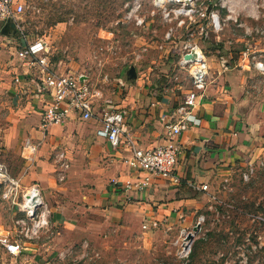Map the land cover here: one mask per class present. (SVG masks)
<instances>
[{"label": "crops", "instance_id": "1", "mask_svg": "<svg viewBox=\"0 0 264 264\" xmlns=\"http://www.w3.org/2000/svg\"><path fill=\"white\" fill-rule=\"evenodd\" d=\"M8 24L0 20V162L19 178L22 190L38 186L49 208L51 229L47 240L40 232L33 240L21 238L22 250L15 255L0 245V257L16 258L12 264L45 259L51 240L60 247L71 245L82 234L92 240L96 229L108 237L110 227L130 235L145 233L143 226L152 221L170 229L193 228L213 184L231 177L253 157L264 105L250 100L245 77L221 57L211 63L207 87L194 109V123L173 138L179 146L176 181L128 168V152L113 148L98 134L102 102L88 120L72 111L62 124L42 128L41 112L49 96L37 92L35 69L16 53L24 40L14 27L8 33L4 27ZM170 43L159 45L164 60L151 63L143 62L140 46L134 45L132 64L115 61L120 68L116 75L96 81L109 106L125 110L122 129L134 135L139 148L165 143L164 125L191 85L187 71L178 67L181 50L178 47L175 56ZM17 76L20 81L15 82ZM26 138L39 143L32 154L22 149ZM58 146L65 148L70 162L62 181L57 179L54 158ZM145 177L148 184L138 189ZM127 182L136 187L125 190ZM4 204L8 213L16 210L8 201ZM0 234L13 237L1 223Z\"/></svg>", "mask_w": 264, "mask_h": 264}, {"label": "rangeland", "instance_id": "2", "mask_svg": "<svg viewBox=\"0 0 264 264\" xmlns=\"http://www.w3.org/2000/svg\"><path fill=\"white\" fill-rule=\"evenodd\" d=\"M17 1L24 5L20 16L26 36L21 37L24 43L33 37H45L52 47L50 59L60 72L86 74L93 82L104 75L114 76L120 69L114 62L131 63L134 45L140 46L144 63L163 61L159 45L171 40L176 56L187 29L192 28L195 31L192 39L207 57L208 75L211 63L219 57L226 58L245 77L243 83L250 100L264 105V72L254 67L264 60V0H197L186 7L195 11L191 19L174 15L163 18L153 0H138L136 14L143 18L142 25L125 18L133 0ZM177 8L180 4L167 5V9ZM178 19H184L185 24L176 26ZM198 24H203L206 36L199 34ZM4 27L11 33L9 24ZM170 28L172 35L166 39ZM186 84L190 85L188 81ZM258 122V146L253 157L231 177L213 184L193 228H187L192 238L186 257H179L180 249L174 244L180 238V229L158 225L143 229L145 233L136 231V235H130L110 227L108 237L96 229L92 240L82 234L71 245L61 247V243L51 240L45 259L26 264H264V109ZM60 149L65 148H56ZM5 201L0 199V223L7 232L35 239L25 234V229L19 233L21 228L13 222L24 219V214L17 209L8 213ZM29 221L30 228L32 220ZM50 231L47 224L40 236L43 234L47 240ZM13 262L16 258L0 257V264Z\"/></svg>", "mask_w": 264, "mask_h": 264}, {"label": "built area", "instance_id": "3", "mask_svg": "<svg viewBox=\"0 0 264 264\" xmlns=\"http://www.w3.org/2000/svg\"><path fill=\"white\" fill-rule=\"evenodd\" d=\"M194 1L197 0H153L154 5L161 10L163 18H171L170 16L174 15V17L188 16L189 19L195 11L186 9V7ZM170 3L180 4V8L167 9ZM130 5L125 18L133 20L135 25H142L143 18L136 14L137 7L140 6L138 0H133ZM23 10L24 5L17 0H0V20L13 23L22 38L26 37L20 17ZM199 15L203 17L204 13H199ZM212 21H216L215 15H212ZM183 24L185 20L178 19L176 26ZM171 30L173 31V28L166 33V39L171 37ZM197 30L200 35L206 36L208 33L203 24H198ZM194 32L192 28L187 29L186 39L180 46L182 53L178 60V67L189 74L191 86L183 94L181 101L171 112L170 119L164 125L165 143L152 148L137 147L134 135L122 129L126 112L123 109L109 106L110 100L105 98L104 89L100 83L89 80L83 74L75 75L56 70L50 59L52 47L45 37H33L31 40H26L27 43L16 52L17 56L27 67L35 69L38 79L35 85L37 92L49 96L41 112V127L45 129L51 124H62L72 111L76 112L80 119L88 120L93 117L94 110L102 102L105 106H102L99 115L101 129L98 134L105 137L113 148L128 152V157L125 158L128 168L137 173L146 172L169 176L176 181L173 173L178 161L179 146L173 142V138L194 123V109L208 83L207 57L199 44L192 39ZM254 67L264 72V60L256 62ZM18 81L20 79L17 76L15 82ZM38 145L39 143L26 138L22 149L32 154ZM55 161L57 179L62 181L70 165L66 152L61 149L57 150ZM147 184L148 177H145L137 184V188L141 189ZM132 186L136 187V183L127 182L124 188L128 190ZM202 189H206V186H202ZM0 199L8 201L24 214V219L20 218L15 221L21 228L20 234L25 229V234L29 233V237H36L38 232L48 224L49 208L38 186L32 185L26 191H22L19 178L12 175L2 162H0ZM29 219L32 220L30 228L27 225L30 223ZM158 225L157 221H152L149 227L144 225L143 228H156ZM179 234L180 238L175 239L174 244L180 249L179 257H186L190 251V239L187 237L190 232L182 229ZM22 235L11 237L9 234H0V245L9 254H18L22 250Z\"/></svg>", "mask_w": 264, "mask_h": 264}, {"label": "water", "instance_id": "4", "mask_svg": "<svg viewBox=\"0 0 264 264\" xmlns=\"http://www.w3.org/2000/svg\"><path fill=\"white\" fill-rule=\"evenodd\" d=\"M10 26L11 27H14V24L13 23H10ZM185 57L188 58V56H185ZM195 230H196V228L193 229V231H195ZM187 237H188V239H191L192 238V233L188 234Z\"/></svg>", "mask_w": 264, "mask_h": 264}, {"label": "bare ground", "instance_id": "5", "mask_svg": "<svg viewBox=\"0 0 264 264\" xmlns=\"http://www.w3.org/2000/svg\"><path fill=\"white\" fill-rule=\"evenodd\" d=\"M115 183V182H114ZM41 190V189H40Z\"/></svg>", "mask_w": 264, "mask_h": 264}]
</instances>
